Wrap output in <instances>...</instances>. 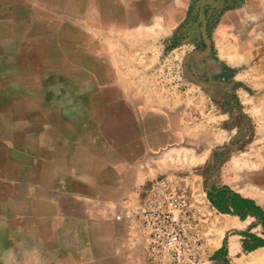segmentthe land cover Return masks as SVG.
I'll list each match as a JSON object with an SVG mask.
<instances>
[{
	"label": "crops",
	"instance_id": "0c3cea01",
	"mask_svg": "<svg viewBox=\"0 0 264 264\" xmlns=\"http://www.w3.org/2000/svg\"><path fill=\"white\" fill-rule=\"evenodd\" d=\"M253 55L264 0H0V264H147L139 199L248 137ZM224 192L211 264H264L234 202L264 203Z\"/></svg>",
	"mask_w": 264,
	"mask_h": 264
},
{
	"label": "rangeland",
	"instance_id": "374dc122",
	"mask_svg": "<svg viewBox=\"0 0 264 264\" xmlns=\"http://www.w3.org/2000/svg\"><path fill=\"white\" fill-rule=\"evenodd\" d=\"M195 18L196 15H191V20ZM256 60L255 56L253 61L245 58L242 66L245 75L243 82L250 91L252 90L251 96L259 97V110L251 116L255 123L264 126V91L260 92L264 89V58ZM255 123L251 120V123L245 127V135L248 137H240L235 148L233 145V150L222 149L214 155L212 153V158L206 164L200 163L195 167L193 163H198L200 159L188 157L187 153L179 155L180 160L172 161V164L175 163V166L177 165L181 170L173 174V181L176 182L177 187L186 185L188 196L199 200V210L207 219V242L210 246L218 243L222 218L218 214L219 211L214 210L212 206L207 191L210 185L223 191L231 187L243 195L254 196L257 201L264 203V137H249L259 129H254ZM213 168L215 170L223 168L215 175L214 180L210 179L212 175L209 173Z\"/></svg>",
	"mask_w": 264,
	"mask_h": 264
},
{
	"label": "built area",
	"instance_id": "2783aa9c",
	"mask_svg": "<svg viewBox=\"0 0 264 264\" xmlns=\"http://www.w3.org/2000/svg\"><path fill=\"white\" fill-rule=\"evenodd\" d=\"M187 192L186 185L177 187L175 181L160 179L139 199L136 214L146 241L147 264H211L208 232L203 229L207 219L199 200Z\"/></svg>",
	"mask_w": 264,
	"mask_h": 264
},
{
	"label": "trees",
	"instance_id": "16d2710c",
	"mask_svg": "<svg viewBox=\"0 0 264 264\" xmlns=\"http://www.w3.org/2000/svg\"><path fill=\"white\" fill-rule=\"evenodd\" d=\"M226 199H227L226 194L224 192H221L217 196L216 200L215 199H212V201H211L212 206L215 209H217L220 213H227L228 211H227V208H226ZM234 203H235L234 206L236 207V209L238 211L242 212V215H241L242 218H243V216L245 214H247V213L250 212V213L254 214L255 216L259 217L260 219L262 218L264 220V217H263L264 212L260 208L254 206L252 204V202L247 201V200H244V199L242 200V199H240L237 196V198L235 199V202ZM250 239L251 240H255V239H253V237H251ZM255 242L257 244H259L260 241H255ZM254 247H255V245H249V244H247L245 246V249L248 250V251H250V250L254 249Z\"/></svg>",
	"mask_w": 264,
	"mask_h": 264
},
{
	"label": "flooded vegetation",
	"instance_id": "af4514ba",
	"mask_svg": "<svg viewBox=\"0 0 264 264\" xmlns=\"http://www.w3.org/2000/svg\"><path fill=\"white\" fill-rule=\"evenodd\" d=\"M172 50V49H171ZM221 192H224L223 190H216V193L215 194H213L212 196H211V193L208 191V195L210 196V198H211V200L212 199H215L216 200V198H217V196L221 193ZM225 193V192H224ZM221 202V201H220ZM217 210V209H216ZM218 211V210H217Z\"/></svg>",
	"mask_w": 264,
	"mask_h": 264
},
{
	"label": "bare ground",
	"instance_id": "6f19581e",
	"mask_svg": "<svg viewBox=\"0 0 264 264\" xmlns=\"http://www.w3.org/2000/svg\"><path fill=\"white\" fill-rule=\"evenodd\" d=\"M186 162V161H185Z\"/></svg>",
	"mask_w": 264,
	"mask_h": 264
}]
</instances>
